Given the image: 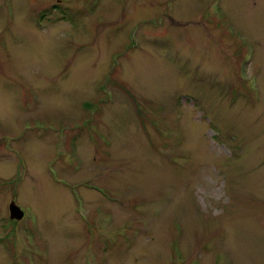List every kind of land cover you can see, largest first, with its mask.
<instances>
[{
  "label": "rangeland",
  "instance_id": "rangeland-1",
  "mask_svg": "<svg viewBox=\"0 0 264 264\" xmlns=\"http://www.w3.org/2000/svg\"><path fill=\"white\" fill-rule=\"evenodd\" d=\"M0 264H264V0H0Z\"/></svg>",
  "mask_w": 264,
  "mask_h": 264
},
{
  "label": "water",
  "instance_id": "water-1",
  "mask_svg": "<svg viewBox=\"0 0 264 264\" xmlns=\"http://www.w3.org/2000/svg\"><path fill=\"white\" fill-rule=\"evenodd\" d=\"M15 207V205H14V203H11V217L12 218H14V217H21V213H23L21 210H19V209H15L14 208Z\"/></svg>",
  "mask_w": 264,
  "mask_h": 264
},
{
  "label": "flooded vegetation",
  "instance_id": "flooded-vegetation-1",
  "mask_svg": "<svg viewBox=\"0 0 264 264\" xmlns=\"http://www.w3.org/2000/svg\"><path fill=\"white\" fill-rule=\"evenodd\" d=\"M32 226H33V222H32ZM32 226H31V227H32ZM32 228H33V229H35V230H37V229H38V228H35V227H32ZM30 231H31V230H30ZM33 236H34V235H33Z\"/></svg>",
  "mask_w": 264,
  "mask_h": 264
}]
</instances>
